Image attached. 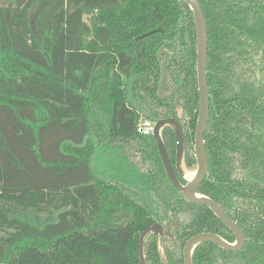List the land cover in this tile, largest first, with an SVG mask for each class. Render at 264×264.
I'll list each match as a JSON object with an SVG mask.
<instances>
[{"label": "trees", "instance_id": "obj_1", "mask_svg": "<svg viewBox=\"0 0 264 264\" xmlns=\"http://www.w3.org/2000/svg\"><path fill=\"white\" fill-rule=\"evenodd\" d=\"M198 1L209 91L199 193L232 212L246 241L239 252L205 242L192 261L264 264V0ZM160 49L192 149L199 94L185 0H0V264H139L143 202L155 194L173 209L180 197L153 136L136 131L141 117L176 114L157 93ZM161 135L174 163V132ZM195 220L234 237L208 207ZM148 253L162 264L154 244Z\"/></svg>", "mask_w": 264, "mask_h": 264}, {"label": "water", "instance_id": "obj_2", "mask_svg": "<svg viewBox=\"0 0 264 264\" xmlns=\"http://www.w3.org/2000/svg\"><path fill=\"white\" fill-rule=\"evenodd\" d=\"M192 12L195 32H196V79L197 88L199 94L198 103V114L196 119V125L194 130V145L193 151L196 160V168L192 172L191 176L187 178V170L184 161V136L182 126L178 122V118L183 115V110L181 105L178 103V95L175 97L176 111L178 112L176 118L167 117L155 120L154 129L152 136L155 140L156 147L160 159L163 164L166 176L173 186L187 201L197 204L199 206H206L212 210L217 218L232 232L234 235V240L229 242L225 240L220 235L213 232H199L192 235L185 243L183 248V259L184 264L192 263V253L195 247L201 242H212L219 247L226 249L231 252L239 251L245 244L246 237L244 231L236 221L231 219L224 209L212 198L198 193V188L200 183L203 181L204 177L208 172V159L204 144L203 134L207 125L209 116V91L207 84L206 75V59H207V23L198 0H185ZM147 34V33H146ZM167 52V49H160L157 53V60L160 65L161 75L158 82L157 93L161 98L168 97L173 94L172 91L166 92L164 90V83L166 80V65L162 61V55ZM165 126L172 128L175 136V161L172 163L169 154L167 152L166 146L162 139V129ZM178 175L186 177L187 181L182 184ZM157 226H149L143 230L140 235L139 240V260L140 264H145L144 253H143V239L147 232L153 231L157 233L155 229Z\"/></svg>", "mask_w": 264, "mask_h": 264}, {"label": "flooded vegetation", "instance_id": "obj_3", "mask_svg": "<svg viewBox=\"0 0 264 264\" xmlns=\"http://www.w3.org/2000/svg\"><path fill=\"white\" fill-rule=\"evenodd\" d=\"M177 87L178 86H173L169 90H165V88H164V90L166 92H170V91L173 92V94L170 96L173 97V102L175 104V110H176L175 97H176V95H178V97H179V94L177 93V89H178ZM170 96H168V97H170ZM178 103H179V99H178ZM179 105H180V103H179ZM177 114H178V112L176 111V114L174 116H171V117L176 118ZM183 118H184V115H182L181 118H178V122L180 123L181 126H182L181 121H183ZM159 119H161V118H159ZM182 130H183V127H182ZM193 145H194V137H193L192 146ZM186 147L189 150V153L192 154V156L194 158L193 162L189 163V162L185 161V149H186ZM137 156L140 158V154ZM184 161H185V167L186 168H189L191 166H194L196 168V160H195L193 148L191 149L190 145H187L185 140H184ZM207 177H208V172H207L206 176L204 177V179ZM178 179L182 184H185L187 181L186 177H182L179 175H178ZM201 183H200V185H201ZM200 185H199V187H200ZM176 192L180 195V197L176 193H175V195H173L174 200L177 201V202H175V206L176 205L177 206L173 207V209H168L163 204V202L160 201L159 197L156 196L155 194L150 195V204L152 205L151 207H149L148 204L143 202V205L148 208L150 221L142 229V231L140 232V235L143 232V230L146 229L147 227L157 226L155 228L157 230V233H155L153 231H149L145 234L144 239H143V253H144L145 264H155L156 263V261L153 260L155 258L154 253H152V259L150 257L151 254L148 253V250L151 248V245H153V244L157 248L158 255L162 259V261H161L162 264H184L183 248H184L186 241L192 235L199 233V232H213V233L220 235L225 240H227L225 238V236H223V233H225V230L221 227H218V226H214L213 230H207L208 227L206 225H203L202 227L199 226L201 228V230H199V231L196 230L199 228V227H195L197 224L196 223L197 221L195 220V218H196V212L198 211V207L202 208V207H206V206H199L197 204L191 203V202L187 201L177 190H176ZM198 193H199V188H198ZM136 194L138 195L137 192H136ZM138 197H139V195H138ZM224 211L231 218L229 213H232V212H227L225 209H224ZM234 221L237 222V220H234ZM240 228H242V227L240 226ZM140 235H139V240H140ZM233 240H234V237L231 241H229V240H227V241L232 242ZM209 243L214 244L212 242H209ZM200 244H205V242L199 243L195 247V249ZM216 246H218V245H216ZM239 251H237V252H239ZM192 257H193V253H192ZM180 258L182 259V262L180 261L181 260ZM138 260H139V242H138ZM220 261H221V259H220ZM192 263H193V261H192ZM139 264H140V260H139Z\"/></svg>", "mask_w": 264, "mask_h": 264}, {"label": "built area", "instance_id": "obj_4", "mask_svg": "<svg viewBox=\"0 0 264 264\" xmlns=\"http://www.w3.org/2000/svg\"><path fill=\"white\" fill-rule=\"evenodd\" d=\"M155 121L146 117H141L136 125V131L142 135H152Z\"/></svg>", "mask_w": 264, "mask_h": 264}, {"label": "rangeland", "instance_id": "obj_5", "mask_svg": "<svg viewBox=\"0 0 264 264\" xmlns=\"http://www.w3.org/2000/svg\"><path fill=\"white\" fill-rule=\"evenodd\" d=\"M194 169H195V167L194 166H191V167H189V168H186V170H187V178H189L190 176H191V174H192V172L194 171ZM32 220L33 221H37V217L35 216V215H33L32 216Z\"/></svg>", "mask_w": 264, "mask_h": 264}]
</instances>
